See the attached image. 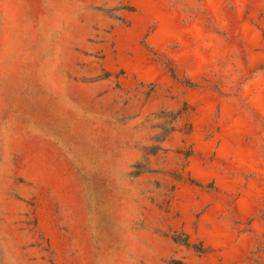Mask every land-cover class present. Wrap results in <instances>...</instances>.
Returning a JSON list of instances; mask_svg holds the SVG:
<instances>
[{"label":"rangeland","instance_id":"374dc122","mask_svg":"<svg viewBox=\"0 0 264 264\" xmlns=\"http://www.w3.org/2000/svg\"><path fill=\"white\" fill-rule=\"evenodd\" d=\"M0 264H264V0H0Z\"/></svg>","mask_w":264,"mask_h":264}]
</instances>
